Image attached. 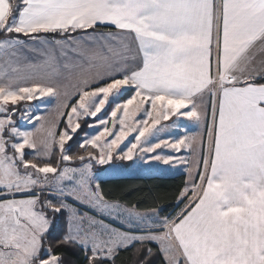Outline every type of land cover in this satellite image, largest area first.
<instances>
[{"label": "snow or ice", "instance_id": "snow-or-ice-1", "mask_svg": "<svg viewBox=\"0 0 264 264\" xmlns=\"http://www.w3.org/2000/svg\"><path fill=\"white\" fill-rule=\"evenodd\" d=\"M97 166L182 167L179 210L109 198ZM128 251L264 264V0H0V264Z\"/></svg>", "mask_w": 264, "mask_h": 264}, {"label": "trees", "instance_id": "trees-1", "mask_svg": "<svg viewBox=\"0 0 264 264\" xmlns=\"http://www.w3.org/2000/svg\"><path fill=\"white\" fill-rule=\"evenodd\" d=\"M184 181V174L171 177H117L102 180L101 187L109 198H120L128 203L138 202L141 208L151 206L154 202L153 197H158L159 203L164 207L161 215H175L179 210L176 207L175 196L178 189L183 187ZM148 246L156 249L155 244ZM116 264H134L132 251L122 252Z\"/></svg>", "mask_w": 264, "mask_h": 264}, {"label": "rangeland", "instance_id": "rangeland-1", "mask_svg": "<svg viewBox=\"0 0 264 264\" xmlns=\"http://www.w3.org/2000/svg\"><path fill=\"white\" fill-rule=\"evenodd\" d=\"M126 95H130L126 94ZM44 119L48 122H55L57 120V112H56V108H55V101H52L49 103L48 106V111L47 113H44ZM166 124H169V122H163ZM187 123V122H185ZM28 127H31V125H29ZM59 127H63V123L61 122L59 124ZM86 128V126H85ZM87 130V128H86ZM169 133L174 134L175 136L178 135H183V131H177L175 129H169L168 130ZM129 139H131V137H129ZM180 154L182 155H188L187 152L182 151ZM193 160L196 159L195 155H193L191 157ZM94 171H96L100 177V180H105V179H110V178H117V177H132V176H139V177H149V176H163V177H171V176H176L179 174H184L185 175V180L187 179V173L183 171V168L180 167L176 170L173 171H143V170H137V171H133V172H125V173H121V174H117V175H112V174H105V173H100L99 172V166H97V168L94 169ZM183 207V206H181ZM155 244V243H153ZM156 245V244H155Z\"/></svg>", "mask_w": 264, "mask_h": 264}, {"label": "crops", "instance_id": "crops-1", "mask_svg": "<svg viewBox=\"0 0 264 264\" xmlns=\"http://www.w3.org/2000/svg\"><path fill=\"white\" fill-rule=\"evenodd\" d=\"M258 47H260L259 45H257V48ZM253 51H255V49L253 50ZM167 122H169V124H171V121H167ZM169 134H171V135H173V136H175L174 134H172V133H169Z\"/></svg>", "mask_w": 264, "mask_h": 264}]
</instances>
